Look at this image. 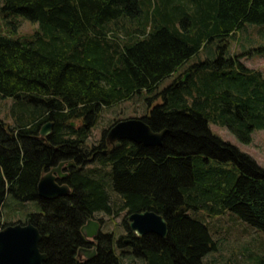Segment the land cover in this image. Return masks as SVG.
I'll list each match as a JSON object with an SVG mask.
<instances>
[{"label": "trees", "instance_id": "trees-1", "mask_svg": "<svg viewBox=\"0 0 264 264\" xmlns=\"http://www.w3.org/2000/svg\"><path fill=\"white\" fill-rule=\"evenodd\" d=\"M0 15L11 28H0V96L20 106L13 126L0 120V230L16 224L4 221L9 197L37 200L54 159L83 166L99 149L88 140L101 112L140 96L149 111L141 118L167 131L163 145H132L74 170L72 195L28 216L46 264H80V228L97 211L110 214L113 193L168 224L166 239L133 238L144 264H204L218 249L200 212H230L264 233V169L210 128H228L245 145L264 131V76L229 51L247 24L264 28V0H0ZM19 17L39 25L32 37L16 36ZM202 52L204 61L161 90ZM48 122L54 153L38 140ZM110 241L101 235L93 264H131Z\"/></svg>", "mask_w": 264, "mask_h": 264}, {"label": "rangeland", "instance_id": "rangeland-1", "mask_svg": "<svg viewBox=\"0 0 264 264\" xmlns=\"http://www.w3.org/2000/svg\"><path fill=\"white\" fill-rule=\"evenodd\" d=\"M19 21L17 37H32L39 29L38 24L22 17H19ZM6 27L0 15V28L6 32ZM262 47H264V28L247 24L232 40L229 51L231 55L245 54V56L240 57L243 65L252 71L260 72L264 76V54L258 52V49ZM204 60L205 53L202 52L199 57L194 58L173 78L165 80L161 84V90L170 85L174 78L182 74L189 66ZM148 113L146 103L140 96L103 110L95 126L91 129L88 140L89 149L93 145H98L105 131L108 132L117 122L129 118H141ZM15 114H20V106L17 105V102L14 99L0 96V120L8 126H13L17 120L14 117ZM74 125L79 126L81 122L76 121ZM210 128L215 135L237 147L264 169V131H255L252 135V142L245 145L228 128L215 124H211ZM96 167L98 164L91 165L87 169ZM113 194L112 201L116 203L118 200ZM40 210L41 207L38 202H21L9 197L6 206L3 208L4 221L5 223H18L19 221L25 223L30 214L38 213ZM199 215L200 219L208 225L218 249L204 258V264H258L259 258L264 256V233L242 222L236 215L230 212L217 217H209L205 212H200ZM102 217L106 227L104 233L114 232L117 239L125 234L122 225L124 216L102 215ZM116 250L120 253L122 249L117 248ZM123 250L126 251L127 249L124 247ZM126 261L131 264H144L143 261L135 258Z\"/></svg>", "mask_w": 264, "mask_h": 264}, {"label": "water", "instance_id": "water-1", "mask_svg": "<svg viewBox=\"0 0 264 264\" xmlns=\"http://www.w3.org/2000/svg\"><path fill=\"white\" fill-rule=\"evenodd\" d=\"M54 124L46 123L42 127V136L52 133ZM167 131L154 132L142 118H129L114 124L107 132L108 142L130 141L145 147H161ZM118 144L117 146H119ZM54 170L44 174L38 184V194L44 199H55L70 194L66 185L59 186L55 182ZM130 227L138 237L149 234L166 239L169 234L168 224L164 217L146 211L129 216ZM98 222L89 221L81 230L82 234L94 239L99 235ZM43 236L40 230L28 219L25 223H16L0 230V264H46L48 257L41 252L40 244ZM85 251L79 250V255ZM89 260L91 257L86 256Z\"/></svg>", "mask_w": 264, "mask_h": 264}, {"label": "flooded vegetation", "instance_id": "flooded-vegetation-1", "mask_svg": "<svg viewBox=\"0 0 264 264\" xmlns=\"http://www.w3.org/2000/svg\"><path fill=\"white\" fill-rule=\"evenodd\" d=\"M38 133H39L38 140L41 141L43 144L48 145L49 146L48 148H50L53 153L56 152L55 147L53 145H51V143H50V140L53 137V131L51 134H49L47 136H42V128H41V130ZM118 144H120V145L117 146ZM132 145L133 146H135V145L136 146H143V145L135 144V143L130 142V141H121V142L110 143V142H108L106 135L104 133L102 135L101 140L99 141L98 145H96V146L93 145L91 147V150H93L94 147H98L99 149L95 152L91 151L89 153V157L87 158V161L83 164V166L78 164L76 157L73 160H70L67 158L66 159H57V160L54 159L53 162L50 164V166L47 167L44 174L50 172L51 170H54L53 175L55 176L56 184L59 186H63V185L68 186L70 188V194L65 195V196H59V197H57L55 199H51V200L44 199V198L39 196L38 185H37L38 199L35 201H31V202H38V204L41 207V210H40V212L34 213V214H40L42 212V202H45V201L51 202V201H55L59 198L60 199L61 198H68L72 195L74 188L71 185V180H72V173L74 170H82L84 168H87L88 167L87 165L90 166V165L97 164L101 158L108 157L110 154H113L118 150H122L125 147H131ZM143 147L144 148H150V147H145V146H143ZM38 184H39V182H38ZM113 195L115 196V198L119 202L118 201H116V203L113 202L112 201V194L109 195L110 200H111V204H110V206H111L110 211L111 212H110V214H108L105 211H97V212L93 213L90 216V218L87 219L85 224L82 225V227L80 228V233L82 235V243H81V246L78 248L77 253H76V258L80 264H93L97 261L100 250H101V246H100L101 243L99 242L101 235H110L111 236L110 245L112 246V250L115 252V254L117 256L122 257L123 260L135 258V244L133 243V238H136L138 236L132 231V229L130 227L131 222L129 220V216L132 214L142 213V212L151 211V210H145V209L137 210V211L134 209L130 210L128 208L123 207L126 200L121 195L115 194V193ZM112 202H113V204H112ZM102 215H113L114 217H119L120 215L124 216L122 225H123V228L125 230V234L120 236L119 239H117L115 237L114 232L104 233V229L106 227H105V220L102 217ZM89 221L98 222L100 225L99 235L97 237H95L94 239H89V238L85 237L81 232L82 228L84 226H86ZM124 247L127 249L126 251L123 250ZM81 248H83L85 251H88V252H82V254L80 256L79 250ZM117 248L122 249V250H120V253H118V251L116 250ZM86 256H90L91 258L88 260L86 258Z\"/></svg>", "mask_w": 264, "mask_h": 264}]
</instances>
